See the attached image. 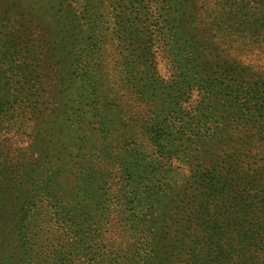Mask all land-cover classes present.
I'll use <instances>...</instances> for the list:
<instances>
[{
  "label": "trees",
  "instance_id": "1",
  "mask_svg": "<svg viewBox=\"0 0 264 264\" xmlns=\"http://www.w3.org/2000/svg\"><path fill=\"white\" fill-rule=\"evenodd\" d=\"M15 1L32 26L8 55L0 42V130L31 125L39 154L0 186L15 200L0 264H264V170L215 119L230 86L189 58L199 40L174 20L188 0Z\"/></svg>",
  "mask_w": 264,
  "mask_h": 264
},
{
  "label": "rangeland",
  "instance_id": "2",
  "mask_svg": "<svg viewBox=\"0 0 264 264\" xmlns=\"http://www.w3.org/2000/svg\"><path fill=\"white\" fill-rule=\"evenodd\" d=\"M46 1L42 0V3ZM240 1H247L249 4L243 5L238 3ZM257 1L237 0L236 4L240 6L236 8V5L223 4L224 0H188L187 8H182L174 20L177 19L175 23L182 25L189 19L188 33L194 35L192 37L199 42L195 46L197 49H193L191 53V48L187 51L191 60L198 58L197 70L205 74L204 79H209L207 72L214 76L219 74L230 86L229 90L218 95V105L216 106L215 101L213 103L217 108L214 116L220 122L222 134L236 138L234 144L237 150H241V165L249 162L264 170V112L254 111L255 98H251V95L264 98V26H255L259 24L263 6ZM17 5L15 0H0V23H6L0 33V42L5 44L4 55L9 54V48L6 47L15 46V25L20 28L32 26V23L26 25L27 21L23 16H17L20 12H15H25V5L16 8ZM244 6L247 8L242 12L241 7ZM15 17L18 23H15ZM44 27L47 29L45 25ZM39 29L46 34L44 29ZM32 32L33 37L35 29ZM181 48L178 52H182ZM43 51L46 52L42 50L32 55L39 59L41 69L47 62ZM154 63L160 79L167 83L172 72L168 61L160 54L154 58ZM199 98L197 88H193L188 103L195 104ZM61 127L58 125V129ZM29 131L31 125L26 126L25 130L15 125L0 130V163L5 170L0 178L3 189H7L11 182L15 183V171H18L16 164L20 163L15 161L22 158L34 160L39 154L34 143L29 146ZM24 151L27 154L24 155ZM2 201L0 208L4 207L0 211V226L4 225L5 228L3 230L1 227L0 230L3 231L4 239H10L11 246L15 247L14 234L10 230L15 214L9 207L15 200L9 195V202L5 203V197Z\"/></svg>",
  "mask_w": 264,
  "mask_h": 264
}]
</instances>
